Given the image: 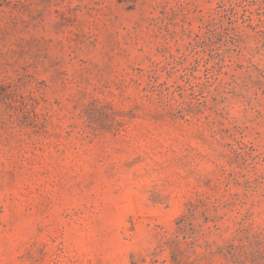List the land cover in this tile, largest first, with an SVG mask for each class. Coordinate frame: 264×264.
<instances>
[{
    "label": "rangeland",
    "instance_id": "obj_1",
    "mask_svg": "<svg viewBox=\"0 0 264 264\" xmlns=\"http://www.w3.org/2000/svg\"><path fill=\"white\" fill-rule=\"evenodd\" d=\"M0 264H264V0H0Z\"/></svg>",
    "mask_w": 264,
    "mask_h": 264
}]
</instances>
